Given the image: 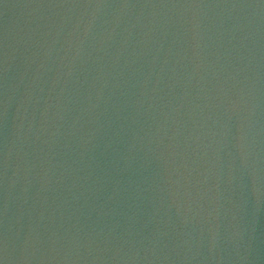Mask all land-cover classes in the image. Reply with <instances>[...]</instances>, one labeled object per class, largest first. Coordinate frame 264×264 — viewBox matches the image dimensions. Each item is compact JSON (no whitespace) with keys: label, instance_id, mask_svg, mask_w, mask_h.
Instances as JSON below:
<instances>
[{"label":"water","instance_id":"1","mask_svg":"<svg viewBox=\"0 0 264 264\" xmlns=\"http://www.w3.org/2000/svg\"><path fill=\"white\" fill-rule=\"evenodd\" d=\"M0 264H264V0H0Z\"/></svg>","mask_w":264,"mask_h":264}]
</instances>
